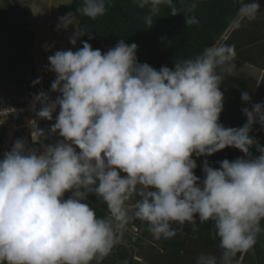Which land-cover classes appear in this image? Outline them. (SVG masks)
Instances as JSON below:
<instances>
[{
	"label": "clouds",
	"instance_id": "obj_1",
	"mask_svg": "<svg viewBox=\"0 0 264 264\" xmlns=\"http://www.w3.org/2000/svg\"><path fill=\"white\" fill-rule=\"evenodd\" d=\"M136 3L148 9L146 28L161 6L180 13L173 0ZM197 7L193 0L184 9L188 27L199 24L188 15ZM260 9L258 0H241L238 13L255 19ZM77 12L96 19L106 0H83ZM74 20L72 12L60 17L57 30ZM86 33L76 29L69 42ZM82 44L48 56L55 98L33 95L36 117L53 121L55 114L54 123L36 126L31 142L18 138L0 157V264H102L132 218L157 240L175 237L185 223L196 231L197 219L211 221L222 251L201 253L195 264H233L264 232V146L252 135L257 124L264 128V102L242 92L251 105L242 108L246 123L220 122L234 46L214 44L157 70L139 62L136 43L120 39L105 52ZM229 147L244 155L218 167L204 159L202 177L195 174L198 158ZM90 195L107 215L97 216Z\"/></svg>",
	"mask_w": 264,
	"mask_h": 264
},
{
	"label": "trees",
	"instance_id": "obj_2",
	"mask_svg": "<svg viewBox=\"0 0 264 264\" xmlns=\"http://www.w3.org/2000/svg\"><path fill=\"white\" fill-rule=\"evenodd\" d=\"M180 10L178 15H171L170 8L161 6L160 12L153 17V25L146 28L144 16L148 9H140L136 0H106V12L96 19L85 17L77 12L83 0H73L60 5L57 18L72 12L78 20V31L87 32L82 37L94 49L101 51L113 47L120 39L127 44L138 45L137 58L141 63H148L157 70L162 66L174 67L175 59L194 58L204 48L227 44L234 46L233 66H252L264 71V18L246 19L239 15L241 0H198L194 13L198 25L186 24L185 7L193 0H173ZM89 36L92 38L89 39ZM36 32L32 28L30 12L18 4L0 5V82H9L17 87V92L9 98H0V109L19 106L17 97L31 95L37 91V67L32 55ZM170 41V43H169ZM258 81L245 72L233 75L224 73L221 91L224 93V110L220 122L225 127H241L246 123L243 107H250L241 101V93L248 92L254 97ZM20 117L18 123H21ZM48 123H36L34 128L49 127ZM8 124H3L0 117V157L9 147H4ZM27 131L17 132L15 139L22 138ZM252 135L264 146V128L256 125ZM30 136V135H29ZM29 136L28 139H29ZM255 154V149L252 150ZM244 154L229 147L208 157L197 159L196 175L202 177V161L207 159L214 167L217 161L234 160ZM195 158V157H194ZM87 202L95 209L98 217L107 215V207L90 195ZM128 205L134 206V202ZM130 216L133 214L129 210ZM129 227L139 228L141 221L130 219ZM127 227V226H126ZM173 227H178L173 224ZM264 227V222H262ZM196 231L185 223L183 231L170 239H155L145 223L141 236L135 238L131 231L125 230L122 243L114 247L102 264H195L201 253L219 256V238L215 236L211 221H196ZM233 264H264V232L258 235L257 243L248 252L237 253Z\"/></svg>",
	"mask_w": 264,
	"mask_h": 264
},
{
	"label": "rangeland",
	"instance_id": "obj_3",
	"mask_svg": "<svg viewBox=\"0 0 264 264\" xmlns=\"http://www.w3.org/2000/svg\"><path fill=\"white\" fill-rule=\"evenodd\" d=\"M72 1L73 0H0V5L13 3L29 10L30 19L32 21V28L36 32V39L32 49V55L35 59L37 69H40V66H44L45 69L46 66H50L48 56L54 54L55 51L68 49L75 51L83 46L82 42H84V38L82 36L77 39V43L75 46H73L69 42L70 37L78 27V20L76 18L74 20V24H70L66 30L62 28L60 30H57V25L60 23L59 18H57V11L60 5L68 4ZM258 2L261 5V9L257 13L255 19L262 20L264 18V0H258ZM45 46H48L49 50L46 51ZM105 51L107 50H104L102 52ZM245 68L246 69L243 68V70L247 71V67ZM236 70L237 69H233L232 72L234 73ZM250 70H252V72H255L256 74L255 69ZM46 73L53 82V80L55 79V74L47 70ZM257 80L258 82L259 80H261V75L258 74ZM258 90L259 91H257V95L254 94V97L252 99L253 103H255V100H257L258 97L260 98V101L264 102V96H260L264 95V80H262V82L258 86ZM15 91L17 92L16 86L11 85L9 82H0V98H9L15 93ZM2 123L4 125H9V127L7 128V134L9 135H12L14 131L17 132L19 128L21 129L18 132H25L26 130L27 133H25L23 137L21 135V137L31 142V132L34 128V125L29 128V124L32 123L31 121L23 118V121L21 120V123H18L17 125H11L9 123H6V121L4 120L2 121ZM20 125L21 127H19ZM27 136H29V139ZM128 208L132 211V213L134 212V206L128 205ZM144 224L145 222L141 221V226L139 228L129 227L128 225L126 228L127 230L131 231L132 235L136 238L138 237V235L141 236Z\"/></svg>",
	"mask_w": 264,
	"mask_h": 264
},
{
	"label": "built area",
	"instance_id": "obj_4",
	"mask_svg": "<svg viewBox=\"0 0 264 264\" xmlns=\"http://www.w3.org/2000/svg\"><path fill=\"white\" fill-rule=\"evenodd\" d=\"M40 78L41 83L37 84V91L31 95H24L21 97H17L16 101L18 104H21L16 107L12 108H2L0 109V117H1V122L4 120L6 123H9L11 125H17L18 120L20 117H23L27 119L28 121H31L32 123L29 124V128L33 126L36 123H48L50 121L47 120H40L36 117L35 112L31 109L30 104L33 98L34 94H38L40 91H45L48 92L50 96L55 98L57 95L56 93L51 92V83L52 80L47 76L46 69L44 66H42L37 74H36V79ZM37 109H39V105L37 104ZM22 118V121H23ZM55 120V114H54V119ZM5 123V122H4ZM21 127V125L19 126ZM21 128L18 129L20 131ZM17 131V132H18ZM16 131L13 132L12 135L7 134V137L5 139L4 147H9L11 149L15 136H16ZM24 135H22L23 137Z\"/></svg>",
	"mask_w": 264,
	"mask_h": 264
},
{
	"label": "crops",
	"instance_id": "obj_5",
	"mask_svg": "<svg viewBox=\"0 0 264 264\" xmlns=\"http://www.w3.org/2000/svg\"><path fill=\"white\" fill-rule=\"evenodd\" d=\"M245 67H247V71H245V70H243V68L244 69H246ZM245 67H239V66H233L232 68H231V73L233 74V75H238V74H240L241 72H245L246 74H248L249 76H254V78L257 80L258 79V74L259 75H261V80H259V84H258V86L260 85V83L262 82V80H264V71H262V70H260V69H258V68H256V67H252V66H245ZM233 69H237L234 73L232 72L233 71ZM250 69H255V71H256V74H255V72L253 73L252 72V70H250ZM239 70V71H238ZM258 81V80H257ZM261 81V82H260ZM257 91H259L258 90V87L256 88V91H255V94L257 95ZM260 96H264V95H260ZM258 102H262V101H260V98L258 97L257 98V100H255V103H258Z\"/></svg>",
	"mask_w": 264,
	"mask_h": 264
}]
</instances>
